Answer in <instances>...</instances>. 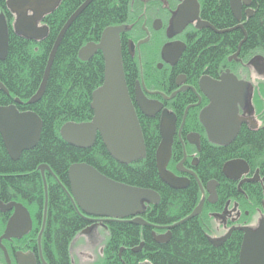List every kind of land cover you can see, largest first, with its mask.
<instances>
[{
	"label": "trees",
	"instance_id": "trees-1",
	"mask_svg": "<svg viewBox=\"0 0 264 264\" xmlns=\"http://www.w3.org/2000/svg\"><path fill=\"white\" fill-rule=\"evenodd\" d=\"M85 0H60L56 9L45 16L42 24L47 27V36L40 41H30L16 35L13 30L14 16L6 8V1L0 0V12L8 24V52L0 61V83L8 91L0 90V106H6L19 99L21 112L31 111L42 121L39 141L33 149L21 153L12 161L0 137V202H17L24 206L44 204V184L39 166L46 165L48 238L46 252L51 263L68 264V246L88 222L75 208L66 192L67 170L75 163H85L109 179L132 187L155 192L159 203L154 207L144 204L142 217L157 224H168L170 219H182L194 208L195 192L191 186L185 190H172L158 178L155 165V150L158 138L152 128L140 123L146 156L144 160L122 166L114 162L97 136L92 148L80 150L66 144L59 136V129L68 122L85 123L91 120V94L103 82L104 64L97 52L90 60L82 62L77 54L87 43H97L104 29L129 24L134 19V0H93L75 19L66 31L49 69L44 94L39 102L29 105L41 84L47 60L53 43L69 17ZM203 15L219 29L233 27V19L227 0H203ZM254 14L243 23L246 40L242 45L244 53L264 54V0L252 2ZM132 8V11H131ZM217 36L204 33L197 45L190 48L185 60L195 69L206 72L218 71L224 59L236 50L235 39L242 38L241 31ZM237 37V38H236ZM256 43L262 45L257 49ZM254 141V142H253ZM241 142H246L241 145ZM214 157L209 154L204 163L210 164L213 174L218 171V160L241 159L247 163L264 167V139L257 133L240 134L230 146L218 149ZM217 165V167H216ZM208 166V165H207ZM181 232L174 230L171 240L165 245H156L148 237L144 227L127 222H112L108 225L107 239L102 251V263L116 260L120 248L125 260L131 249L144 244L141 257H151L153 264H238L240 235L234 233L220 248L211 247L204 236L201 222L189 219L180 225ZM3 224L0 225V233Z\"/></svg>",
	"mask_w": 264,
	"mask_h": 264
},
{
	"label": "flooded vegetation",
	"instance_id": "flooded-vegetation-1",
	"mask_svg": "<svg viewBox=\"0 0 264 264\" xmlns=\"http://www.w3.org/2000/svg\"><path fill=\"white\" fill-rule=\"evenodd\" d=\"M250 1L249 7L242 6L240 21H236L227 0L228 9L236 24L225 29L216 28L205 19L202 13L203 0H134L133 21L121 25L125 27L120 33L125 84L138 122L153 129L159 145L161 141L159 125L163 114L174 121L170 158L166 169L182 179L184 184L186 183L180 190L190 186L197 190L194 208L201 205V212L196 218L201 222L206 241L213 248L224 246L234 233L239 234L242 241L244 234L242 228L254 231L262 222L264 223L263 165L250 164L241 159H227L221 162L223 157L220 156L215 176L212 175L214 171L210 165H208L210 171L203 169L205 165L203 161L208 154L210 158L214 157V154L220 151L218 149L230 146L241 133L244 135L257 133L260 141H263L264 54H255L253 51L244 53L242 50L244 41L237 47L235 53L226 56L224 63L216 72L195 69L194 64L185 60V55L190 45L198 41L204 33L229 36L233 31H241L246 39L243 23L254 14L252 7L254 0ZM180 8L184 9L183 16L181 22H177L174 18ZM249 11H251L250 15ZM191 18L192 20L189 21ZM201 24L207 26L198 28ZM237 26H241V29L232 30ZM227 71L235 77L237 83L247 84V89L243 103L237 105L238 116L244 122L240 124L234 139L221 147L209 139L200 121V114L210 104L203 90L215 88L221 82V76ZM137 97H141L151 105L152 109L149 111L152 116H147L141 111ZM231 160H241L247 165V171L237 182H233L222 172L224 164ZM239 182L242 183L240 189L237 187ZM154 206L156 205H149V207ZM24 207L31 219V230L19 239L2 241L8 253V261L0 250V264L31 262L52 264L45 244L48 239L45 235L47 226L45 199L42 208L39 205ZM145 211L144 209L141 218L145 215ZM11 214L12 211L0 212V225L3 224L0 236ZM145 222L146 225L141 227H144L154 244L165 245L170 241V238L168 240L167 238L169 233L172 234L171 224L161 225L149 220ZM110 223L112 222L91 219L87 225L88 232L76 237L75 247L73 245L68 249L67 263H102V251L108 236L105 235V231ZM209 239L217 241L218 244L213 246ZM100 246L102 248L99 250V255L95 258L88 255L84 260V249H90L92 252ZM138 247L131 249L127 257L125 254V260H122L123 249L120 248L116 260L109 264H153L151 257H141L144 245L136 250Z\"/></svg>",
	"mask_w": 264,
	"mask_h": 264
},
{
	"label": "water",
	"instance_id": "water-1",
	"mask_svg": "<svg viewBox=\"0 0 264 264\" xmlns=\"http://www.w3.org/2000/svg\"><path fill=\"white\" fill-rule=\"evenodd\" d=\"M92 1L87 0L83 3L58 33L47 60L40 89L28 101V104H34L41 99L47 85L50 66L62 38ZM59 2L60 0H7L6 7L14 16L13 32L30 41L44 39L48 29L46 26L39 25L45 16L56 9ZM250 2V0H229L231 12L236 21H240L242 6L249 7ZM183 10L180 8L174 21L181 22ZM250 14L251 11H249ZM191 20L192 18L189 19ZM206 26L201 24L198 28ZM235 29H241V26L232 30ZM124 30V26L107 27L103 30L98 43H87L79 50L78 58L82 62L90 60L97 52L101 54L104 64L103 82L91 94V120L79 124L65 123L60 128L59 134L66 144L82 150L92 148L96 137L99 136L109 157L118 164L128 166L145 158V145L125 84L120 46V33ZM8 38L7 20L5 15L0 13V61L6 58ZM246 89L247 84L237 83L235 77L227 71L221 76V82L215 88L203 90L210 104L201 112L200 121L209 139L216 145L222 147L229 144L236 136L240 124L244 122L238 116L237 105L243 103ZM0 90L8 94L1 84ZM140 98L137 97L141 111L147 116H152L153 114L149 111L152 109L151 105ZM18 104L20 101L15 99L11 105L0 106V137L12 161H17L21 153L36 147L42 130L40 118L29 111L20 112L16 107ZM173 122L163 114L159 125L161 141L156 149L155 165L159 180L172 190H180L186 183L184 184L182 179L166 169L170 158ZM39 169L45 181L44 172L49 171V168L46 165H40ZM246 171L247 165L241 160L229 161L222 168L223 174L232 180H238ZM67 180L69 197L78 213L88 221L100 219L106 222H127L145 226L146 222L141 218L144 213V204L157 205L160 201L155 192L112 181L85 163L72 164L67 171ZM44 192L46 202V188ZM200 210L201 206L197 207L189 218L196 216ZM6 211H12V214L0 236V250L5 257L7 252L2 241L11 238L19 239L31 230L29 213L22 204L0 202V212ZM241 230L244 234L238 264H264V223L262 222L254 231L249 228ZM87 232L85 229L84 234ZM210 242L213 246L218 244L217 241L210 240ZM142 245L140 244L136 250Z\"/></svg>",
	"mask_w": 264,
	"mask_h": 264
},
{
	"label": "bare ground",
	"instance_id": "bare-ground-1",
	"mask_svg": "<svg viewBox=\"0 0 264 264\" xmlns=\"http://www.w3.org/2000/svg\"><path fill=\"white\" fill-rule=\"evenodd\" d=\"M5 1H7V0H5ZM86 1H87V0H85L84 3H85ZM80 6H81V5H80ZM80 6H79V7H80ZM131 11H132V8H131ZM75 12H76V11H75ZM75 12H74V13H75ZM72 15H73V14H72ZM72 15H71V16H72ZM71 16H70V17H71ZM70 17H69V18H70ZM60 31H61V30H60ZM60 31H59V32H60ZM227 32H228V31H227ZM230 32H231V31H230ZM233 32H234V31H233ZM232 34H233V33H232ZM231 37H232V35L230 34V37L228 38V40H231ZM236 38H237V37H236ZM235 40H236V41H235L234 43L236 44V49H237V47L240 46L241 43L244 42L246 39H245V36H242L241 39H238V38H237V39H235ZM97 43H98V42H97ZM85 45H86V44H85ZM85 45H84V46H85ZM196 45H197V41H194V42L190 45V48H192L193 46L195 47ZM255 45L257 46V49H261V47H262V45H261L260 43H256ZM81 48H82V47H81ZM81 48H80V49H81ZM190 48H189V49H190ZM80 49H79V50H80ZM236 49H235V50H236ZM78 53H79V51H78ZM234 53H235V52H234ZM6 56H7V55H6ZM77 56H78V54H77ZM53 60H54V59H53ZM44 71H45V70H44ZM43 74H44V73H43ZM42 77H43V76H42ZM41 81H42V80H41ZM0 84H1V83H0ZM1 85H2V84H1ZM40 85H41V84H40ZM2 87L4 88L3 85H2ZM4 89H5V88H4ZM39 89H40V87H39ZM39 89H38V91H39ZM5 90H6V89H5ZM6 91H7V90H6ZM38 91H37V92H38ZM7 93H8V91H7ZM36 94H37V93H36ZM36 94H35V95H36ZM8 95H9V93L7 94V96H8ZM35 95H34V96H35ZM42 96H43V95H42ZM32 97H33V96H32ZM32 97H31V98H32ZM31 98H30V99H31ZM41 98H42V97H41ZM30 99H29V100H30ZM18 100H19V99H18ZM29 100H28V101H29ZM19 101H20V100H19ZM28 101H27V104H28ZM39 101H40V100H39ZM39 101H37V102H39ZM37 102H36V103H37ZM21 103H22V102L20 101V104H21ZM12 104H13V103H12ZM34 104H35V103H34ZM10 105H11V104H10ZM18 105H19V104H18ZM29 105H33V104H29ZM6 106H8V105H6ZM16 106H17V105H16ZM20 112H21V111H20ZM23 112H28V111H23ZM29 112H31V111H29ZM32 113H33V112H32ZM34 114H35V113H34ZM72 123H75V122H72ZM76 124H77V123H76ZM78 124H79V123H78ZM59 131H60V129H59ZM59 136H60V134H59ZM60 138H61V137H60ZM96 138H97V137H96ZM2 143H3V142H2ZM3 146H4V145H3ZM156 149H157V148H156ZM80 150H82V149H80ZM155 153H156V150H155ZM145 156H146V151H145ZM143 160H144V159H143ZM113 161H114V160H113ZM231 161H232V160H231ZM114 162H115V161H114ZM228 162H229V161H228ZM226 163H227V162H226ZM117 164H118V163H117ZM256 164H257V163H256ZM119 165H121V164H119ZM207 165H210V164H206V163H205V165H203V169L206 168L208 171H210L211 168H209V166H207ZM258 165H259V164H258ZM89 166H90V165H89ZM122 166H126V165H122ZM67 171H68V170H67ZM44 173H45V172H44ZM212 175L215 176V174H212ZM105 177H106V176H105ZM107 178H108V177H107ZM230 180H232V179H230ZM112 181H113V180H112ZM232 181H233V182H237L238 180H232ZM44 182H45V181H43V184H44ZM241 182H242V181H241ZM241 182H239V183L237 184V187H238L239 189H240V186H241V184H242ZM121 184H123V183H121ZM233 184H234V183H233ZM124 185H126V184H124ZM127 186H129V185H127ZM45 188H46V183H45V185H44V191H45ZM65 190H66L67 193H69V189H68V188H65ZM194 192H195V197H196V194H197L198 192H197L196 189H194ZM44 194H45V192H44ZM44 198H45V196H44ZM46 198H47V195H46ZM45 203H46V202H45ZM23 206H24V205H23ZM199 206H201V205H199ZM199 206H197V207H199ZM197 207H196V208H197ZM196 208H194V209L192 210V212H193ZM192 212H191V213H192ZM200 212H201V210H200ZM200 212H199V213H200ZM191 213H190L189 215H187L186 217L182 218V219L176 218V219H170V220H168V223L172 225V226L170 227V228H171V231L174 232V230H177V232H178V231L181 232V228H180V225H181V224H183L184 222H186V221L189 220V219H194V218L197 217V216H194V217H192V218H189V216L191 215ZM199 213H198V214H199ZM198 214H197V215H198ZM82 217H83V216H82ZM83 218H84V217H83ZM186 218H189V219L186 220ZM86 220H87V219H86ZM87 222H89V221L87 220ZM201 226H202V225H201ZM85 229H87V227L81 229V230L78 232V234H77V235L71 240V242H70V244H69V246H68V249H69L70 247H72V246L77 242L76 237H78L79 235H84V230H85ZM106 234H107V231H105V235H106ZM204 236H205V234H204ZM169 238H170V240H171V238H172V234H170V233H169V235H168L167 240H168ZM240 242L242 243V241H240ZM207 243L209 244L208 241H207ZM209 245H210V244H209ZM210 246H211V245H210ZM240 246H241V244H240ZM211 247H212V246H211ZM214 248H215V247H214ZM4 257H5V256H4ZM5 259H6V260L8 259V253H7V257H5Z\"/></svg>",
	"mask_w": 264,
	"mask_h": 264
},
{
	"label": "rangeland",
	"instance_id": "rangeland-1",
	"mask_svg": "<svg viewBox=\"0 0 264 264\" xmlns=\"http://www.w3.org/2000/svg\"><path fill=\"white\" fill-rule=\"evenodd\" d=\"M84 244H85V241H84ZM73 247H75V245ZM101 248H102L101 246L97 247L96 249L92 250V252H90V249H87V250L84 249V260L87 258L88 255H92V257L95 258L97 255L100 254L99 250H101ZM73 252H74V250H73Z\"/></svg>",
	"mask_w": 264,
	"mask_h": 264
}]
</instances>
